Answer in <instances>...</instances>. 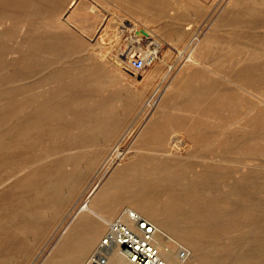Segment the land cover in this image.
<instances>
[{
  "label": "bare ground",
  "instance_id": "6f19581e",
  "mask_svg": "<svg viewBox=\"0 0 264 264\" xmlns=\"http://www.w3.org/2000/svg\"><path fill=\"white\" fill-rule=\"evenodd\" d=\"M29 1V4L31 3L30 5L32 6L34 1ZM249 1L234 0V4L236 3L237 7L239 6L238 3L244 6ZM256 1L252 0L251 2ZM7 2L9 3V1ZM1 7L4 6L1 5ZM6 10L8 8L5 10L0 8V56H8L12 59L18 58L20 62L17 64L9 60L10 63L8 64L0 63V152H5L11 142L5 136L4 129L6 128L4 126L8 125V119L13 111L22 112L23 121L26 123L24 126L26 134H23V140L31 139L32 141L40 142L36 134L42 133L45 130H47V134L49 135L48 138H56L57 135L63 134L71 135L74 132H85L93 136V141H98L103 136H110V138L112 135L116 136L121 131L123 122L126 123L128 121L126 118H129L128 116L132 111L138 107L136 105L138 101H135V104L133 103V100L137 96L133 98V102L125 99L128 105L122 107V104H120L123 101L122 97L117 95L119 91L110 89L112 86L108 87L109 82L100 79L99 69L97 67L95 69L86 67L85 60H83L85 65L77 63L74 67L75 70H71L72 74H66L69 78L67 88H62L61 86L65 75L59 71L45 73L37 83H31L28 81L31 77H35L37 73L43 72V70L47 71L50 66L49 64H51H47L46 59H48V55L58 53L60 46L53 47L55 41L53 43L48 42V46L45 42L43 43L36 30L37 27L36 29L33 28L35 21L33 18L36 16L34 9L25 14L27 18L25 17L23 22L22 11L15 18L14 16L9 17L5 13ZM256 11L251 7L249 8V6L247 8L240 7L239 9L232 8V10H226L227 16L230 14L229 19L232 21L237 20L239 23L241 20L246 19L235 17V12L240 15L243 13L253 14ZM259 11L263 12L262 10ZM5 14L7 15L5 16ZM8 21L16 22L13 24L19 33L17 35L20 36V39L13 44L11 41L14 40L9 39L11 33L6 30V27L2 29L9 23ZM135 21L137 20L135 19ZM65 22L71 23L68 18L65 19ZM120 22L118 23L120 24ZM145 28H137L135 24L131 23L128 25L121 24V29L126 30L129 34L128 39H131L129 41L133 40L140 46L145 45L146 51L150 45L147 46V42H151L153 47L151 50L155 53L162 48V45L154 37V31ZM140 29L144 30L145 33L140 32ZM170 35L172 36V34ZM76 39L78 40L79 38L76 37ZM229 40L231 41V39ZM210 42V39H205L196 49H192L188 53L186 52L187 54L184 56H182V51H180L179 56L181 55L184 60L182 64L184 66L180 72L182 75L181 82H189L190 79L192 80V77L197 76V74L190 76V72L193 68L202 65V61L197 54L203 53L208 48ZM77 46L80 47V45L77 43L76 50ZM146 53L144 54L145 59L148 54ZM73 54L75 55V53ZM246 57L245 54L241 59L243 63L241 67L242 71L238 70L240 72L239 75V72H235L237 74H235L236 78H233V81H231L237 87H242L240 83L250 86L252 80H255L252 79L253 73H251L252 68L250 64L247 65L245 62ZM254 57L256 60L259 59V55L257 54ZM262 58L261 60H263ZM2 59L4 60L3 57ZM250 59L251 57L246 58V60ZM72 60L70 61L72 62ZM261 60L257 62H261ZM73 62L75 61L73 60ZM256 75H258V72ZM248 77L250 79L247 82ZM84 83L93 86L94 89L91 90L90 87V92L86 90L82 91L85 88L81 89L79 87ZM149 84L151 83L149 82ZM106 92L111 95L106 96ZM112 93L114 94L112 95ZM200 93L202 92L200 91ZM189 96V93L183 95L186 99H192ZM173 97L176 96L174 95ZM195 97L193 100H197L198 96ZM62 100L66 102L62 103ZM175 103L178 102L175 100ZM148 105L152 107L146 116L145 113L144 117H141L142 119L139 118L141 122L137 127L135 135L132 137H135L132 144L124 147L116 156L110 169L105 173L97 186L87 193L78 209H75L76 212L69 220V224H66L65 230L54 238L50 249L43 257L41 256L42 259L37 263L90 264L96 254L101 253L107 258L105 264H130L117 247H100L102 238L108 232L109 224L114 219H120L129 225L132 224L126 213L130 209L136 211L154 225L153 240L165 264H264V195H262V192H264V177L260 174L250 175L242 172L238 176L237 181L231 182V174H229L228 169L223 167L224 163L217 161L218 159L221 161L227 159L234 153H249L250 150L245 145L246 135L242 134L236 141L230 137V140L223 139L218 146L219 151L211 153L212 156H209V158L203 157L207 158V160L196 163L195 166L197 167L186 165L175 168L173 163L167 160L159 161V159L158 161H154L149 155L151 153L149 152L150 149L154 148L155 141L159 139L160 135H163L169 126V123L162 119L165 111V94H161L158 101L153 105L151 104V100H149ZM57 120H67L69 124L65 128L63 124L57 125ZM193 128L194 126L189 124L180 130L173 128L171 130L173 132L172 136L169 137L168 141L186 140L189 142L187 147L192 148L196 146L201 139L194 133ZM138 141L140 142L139 145L137 144ZM142 149H146V152ZM55 153V151H52L42 155L36 154L33 155L35 157L31 160L27 158L22 160L23 156H20L19 159L21 160L17 162L18 169L13 173L15 175L21 171H28L33 165L39 164L36 169L32 170V173L36 172V175L29 184V190L33 192V197L38 203L33 208L23 211V214L27 215V219H22L21 222L17 221L10 225V230L21 234L22 239L39 238V243H36L37 241L34 239L31 240L32 245L29 248L24 245L25 248L22 250V261L20 264L29 263L28 260L32 259L35 254L34 251L39 247L38 245H40L42 239L44 240L49 236V232L52 229V221L46 218L57 219L58 215L63 213L64 216L66 215V219H68V216L71 215L69 214L68 206L75 196L77 197L78 192L80 193V188L86 176H88L86 175L87 173H76V170L84 168L86 165L93 168L100 159L96 155H82L83 153L81 154V152L77 155L71 152L63 153L60 155L61 158L56 160L58 162L53 169L43 168L42 165L46 161L53 160L52 157ZM176 154L178 155V153ZM1 160L7 161V157H1L0 162ZM225 161L230 162V160ZM244 161L245 164L248 163L246 160ZM259 166H264V164H259ZM8 177L1 179L0 185L6 184V180H9ZM19 177L21 178V176ZM220 196L233 197L232 200L234 202L232 201L233 203H231L232 207L227 210H220L210 206L212 199L215 200L216 198H220ZM246 210L247 214L245 219H243ZM29 218L30 223L28 221ZM45 219L46 221H50L44 222ZM48 239L51 240L52 236L50 235ZM8 242H10L9 236L3 238V241L0 238V246H3L4 243L6 244H4V249L0 250V264H12V261L15 263L18 261L13 259V252ZM21 243L27 242L21 241ZM179 245L185 247L187 254L184 258H180L177 254Z\"/></svg>",
  "mask_w": 264,
  "mask_h": 264
},
{
  "label": "rangeland",
  "instance_id": "374dc122",
  "mask_svg": "<svg viewBox=\"0 0 264 264\" xmlns=\"http://www.w3.org/2000/svg\"><path fill=\"white\" fill-rule=\"evenodd\" d=\"M7 1H9V3ZM33 1L34 4L31 6L29 0H0V8L3 10L8 8L5 13H7L9 17L14 16L17 18L19 12L22 11V22L25 17L27 18L25 14L34 9L36 16L33 19L36 22L33 20V28L36 29L37 27L36 30L43 43L45 42L48 46V42L53 43L55 41L53 47L60 46L58 53H51L50 55L53 56L48 55V59H46L47 64H51H49L50 66L48 65V69L46 68L47 71L43 70V72H39L41 74L37 73L35 77H31L28 81L37 83L45 73L59 71L65 75L61 86L62 88H67L69 78L66 74L69 73V75H71V70H75V65L77 63L84 64L83 60H85L86 65H84L86 67L94 69L97 67L100 70H98L100 79L108 81V87H113L110 89L119 91L117 95L122 97L123 101L120 102L122 107L128 105L125 99L132 101L136 96V99L132 102L135 104V101H138L136 102L138 107L132 111L128 116L129 118H126L128 121L126 123L123 122L122 129L116 136L112 135L111 138L110 136H103L98 141H93V136L85 132H74V134L72 133L71 135L63 134L57 135L56 138H48L49 135L47 134V130L36 134L40 142L32 141L31 139L23 140L22 136L26 134V129L24 128L26 123L23 121L22 112L13 111L8 119V125L4 126V128H6L4 129L5 136L8 140L10 139L11 142L5 152H0V158L7 157V161L1 160L0 162V180L7 176H9L8 178L10 180H6V184L0 185V238L3 241V238L9 236L10 242H8V244L13 252V259H16L15 261L18 260L16 262L17 264H20L22 261V250L25 246L27 248L31 247V240L34 239L37 241L36 243H39V238L36 239V237H31V239L28 240L27 238L22 239L21 234L10 230L11 224L17 221L21 222L22 219L28 218L27 215L23 214L24 210L31 209L38 203L33 197V192L29 190V184L36 175V172L32 173V170L36 169L39 164L33 165L28 171H21L22 173L20 172L14 175V171L16 172L18 169L17 162L25 158L31 160L35 157L33 155L36 154L42 155L47 152L55 151L56 153L52 157L53 160L46 161L44 165H42L43 168L53 169L58 162L56 160L60 159V155L63 153L71 152L77 155L81 152V154L83 153L82 155L88 156L91 154L100 157L95 167L90 168L86 165L84 168L76 170V173H87L86 175L88 176H86L80 188V193L78 192L77 197L75 196L72 200L73 202L71 201L68 206L69 214H71L68 216L69 218L66 219V215L64 216L63 213L58 215L57 219L46 218L52 221L53 230L51 229L49 232V236L51 235L52 239H48L49 236L44 240L42 239L40 245H38L39 247L34 251L35 254L32 259L28 260L29 263L26 262V264H38L43 255L50 249L54 238L65 230L67 227L66 224H69V220L74 216L83 198L97 186L123 148L132 144L135 138L132 137L135 135L137 127L141 122L139 118H143L145 113L146 116L152 107L148 105L149 100H151V104L153 105L163 93L165 94V111L162 119L167 121L169 126L163 135H160L159 139L155 141L154 148H152L153 150L150 149L149 151L147 149L151 152L149 154L151 156L150 158L154 161H158V159L159 161L167 160L173 163L175 168L186 165L195 166L196 163L203 162L207 160L209 156H212L211 153H217L219 151L218 146L223 139L230 140L231 138L236 141L244 134L246 135L245 145L250 152L247 154L234 153L227 159L222 161L218 159L217 161L224 163L223 167L227 168L229 174H231V182L237 181L238 176H240L242 172L250 175L260 174L264 177V166H259V164H264V0H257L256 2H251L252 0H250L248 4L244 6L238 3V7L236 3L234 4V0ZM72 2L73 4L71 5ZM1 5L4 7H1ZM246 6L257 10L255 12L256 14L243 13L239 15V13L235 12V17L246 19L243 21L241 20L240 23L237 20L232 21L229 19L230 14L227 16V9L247 8ZM7 14H5V16ZM60 16L64 17V20ZM259 16L260 18H258ZM66 18L71 21L70 24L65 22ZM135 19L137 21H135ZM119 21H121L120 24L118 23ZM8 22L9 23L2 29L6 27V30L11 33L9 39L14 40L11 41L13 44L20 39V36L17 35L19 33L13 24L15 21ZM129 23L135 24L137 28L146 27L145 29L153 30V34H155L154 37L160 41L162 48L154 53V51L151 50L153 49L151 42H147V46L150 45L146 51L145 45L140 46L133 40L129 41L131 40L130 38L128 39L129 34L126 30L121 29V24L128 25ZM170 34H172V36ZM73 35L79 39L77 40ZM207 38L211 41L208 48L203 53L197 54L202 61V65L193 68L190 72V76L193 74V76L196 74L197 76L192 77V80L190 79L189 82H181L182 75L180 72L183 69L184 65L182 66V64L184 60L181 55L179 56L180 51H182V56H184L192 49H196V47ZM229 39H231V41ZM77 43L80 47L77 46L78 48L76 50ZM68 47L70 48L69 53ZM144 51L148 53L145 52L147 57L150 55L153 56L152 61L142 70H134L130 66L131 59L136 56L144 57ZM73 53H75V55ZM245 54L248 58L251 57L250 60L252 61L246 60V57L245 62L247 65L250 64L252 68L251 73H253V75L250 74L253 76L252 79L255 80H252V84H250L251 87L248 85L246 86V84L242 85L241 83L240 85L242 87H237L233 85L231 81H233V78H236V73L242 71L241 67L243 63L241 59ZM256 54L259 55V59L257 60L254 59ZM236 55L239 58H237ZM0 57V63L8 64L10 63L9 60L17 64L20 62L18 58L12 59L8 56ZM261 57H263V60H261ZM72 59L75 62H73ZM70 60H72L73 63ZM258 60H261V62H257ZM53 63L54 65H52ZM255 72H258V75H256ZM239 74L240 72L238 75ZM249 79L250 77H248L246 81L248 82ZM149 82L151 84H149ZM236 84L238 83L236 82ZM83 85L79 87L81 89L85 88L82 91L86 90L90 92V87L91 90L94 89L91 85L85 83ZM213 86L218 88L216 89V87ZM200 91L203 94L200 93ZM186 93H189V97L192 99L184 98L183 95ZM105 94L106 96L111 95L107 92ZM113 94L114 93H112V95ZM173 94L176 97H173ZM227 94L228 96H226ZM195 96L198 97L196 98ZM194 97L197 100H193ZM175 100L178 103H175ZM64 102L62 100V103ZM14 107H16V105H14ZM126 120L124 119V121ZM56 123L57 125L63 124L66 128L69 121L57 120ZM188 124L194 126V133L201 139L198 142L200 145L197 143L196 146L189 148L187 147L189 142L186 140L168 141L169 137L172 136L171 134L173 132L171 130L173 128L175 130H180ZM19 134L22 135L20 136ZM38 144L41 146L39 145L37 147ZM137 144L139 145L140 142L138 141ZM53 147L55 148L53 149ZM142 150L146 152V149ZM176 153H178V155ZM186 155H189V157L187 158ZM20 156L23 157L19 159ZM55 156L57 157L54 158ZM243 158L248 162V165L244 163V160L242 161ZM225 160H230V162H226ZM231 172H234V175ZM19 176H21V178ZM262 195H264V192H262ZM232 199L233 197L230 196H220V198H216L215 200L212 199L210 206L214 209L227 210L232 207L231 203L234 202ZM246 214L247 210L244 213L245 216H243V219H245ZM46 219L44 222L50 221H46ZM29 220L30 218L28 221ZM62 220L65 221L63 222ZM21 241L27 243H21ZM4 244L0 246V250L4 249L6 245ZM179 246L177 248L178 255L181 250H185L183 245ZM14 263L15 262L12 261V264Z\"/></svg>",
  "mask_w": 264,
  "mask_h": 264
},
{
  "label": "built area",
  "instance_id": "2783aa9c",
  "mask_svg": "<svg viewBox=\"0 0 264 264\" xmlns=\"http://www.w3.org/2000/svg\"><path fill=\"white\" fill-rule=\"evenodd\" d=\"M153 59L148 56H136L131 59L130 66L134 70H142ZM131 225L120 219H114L109 224L106 235L102 238L101 248L117 247L130 264H165L159 249L153 240L154 225L134 210H127ZM186 251L181 250L179 257H186ZM107 258L98 253L90 264H105Z\"/></svg>",
  "mask_w": 264,
  "mask_h": 264
},
{
  "label": "water",
  "instance_id": "95a60500",
  "mask_svg": "<svg viewBox=\"0 0 264 264\" xmlns=\"http://www.w3.org/2000/svg\"><path fill=\"white\" fill-rule=\"evenodd\" d=\"M139 31L142 32V33H145L144 30H142V29H140Z\"/></svg>",
  "mask_w": 264,
  "mask_h": 264
}]
</instances>
